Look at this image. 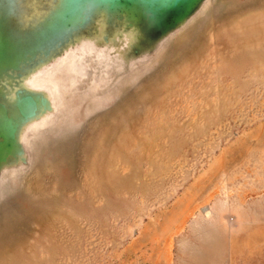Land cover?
Returning a JSON list of instances; mask_svg holds the SVG:
<instances>
[{"label":"rangeland","instance_id":"374dc122","mask_svg":"<svg viewBox=\"0 0 264 264\" xmlns=\"http://www.w3.org/2000/svg\"><path fill=\"white\" fill-rule=\"evenodd\" d=\"M82 42L35 78L0 264H264V0H204L139 61Z\"/></svg>","mask_w":264,"mask_h":264},{"label":"water","instance_id":"95a60500","mask_svg":"<svg viewBox=\"0 0 264 264\" xmlns=\"http://www.w3.org/2000/svg\"><path fill=\"white\" fill-rule=\"evenodd\" d=\"M203 1L0 0V174L27 165L26 128L52 109L55 88L35 81L45 66L83 57L86 39L108 43L115 63L139 61Z\"/></svg>","mask_w":264,"mask_h":264}]
</instances>
